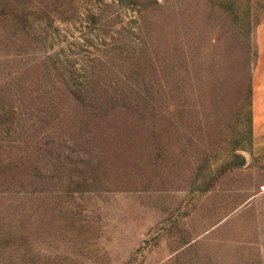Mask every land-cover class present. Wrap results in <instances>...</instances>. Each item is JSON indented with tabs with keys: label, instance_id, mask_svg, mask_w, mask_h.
<instances>
[{
	"label": "rangeland",
	"instance_id": "374dc122",
	"mask_svg": "<svg viewBox=\"0 0 264 264\" xmlns=\"http://www.w3.org/2000/svg\"><path fill=\"white\" fill-rule=\"evenodd\" d=\"M252 75L264 0H0V264H264Z\"/></svg>",
	"mask_w": 264,
	"mask_h": 264
},
{
	"label": "crops",
	"instance_id": "0c3cea01",
	"mask_svg": "<svg viewBox=\"0 0 264 264\" xmlns=\"http://www.w3.org/2000/svg\"><path fill=\"white\" fill-rule=\"evenodd\" d=\"M250 108H251V129H252V151L254 154H264L263 147L259 145L264 141V122L257 120L258 116L264 115V76L258 79L252 75L250 80Z\"/></svg>",
	"mask_w": 264,
	"mask_h": 264
}]
</instances>
